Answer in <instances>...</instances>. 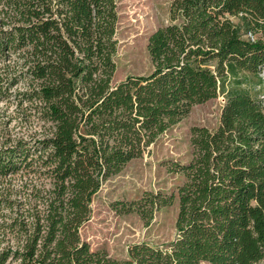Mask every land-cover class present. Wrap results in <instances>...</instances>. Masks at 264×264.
Here are the masks:
<instances>
[{
    "label": "trees",
    "instance_id": "16d2710c",
    "mask_svg": "<svg viewBox=\"0 0 264 264\" xmlns=\"http://www.w3.org/2000/svg\"><path fill=\"white\" fill-rule=\"evenodd\" d=\"M117 23L115 0H0V95L43 129L0 148V177L44 180L0 198V264H264V100L243 76L264 85V0H172L147 39L151 73L113 84ZM219 96L218 126L191 128L190 161L170 163L175 193L143 199L177 200L175 239L92 251L80 229L103 182Z\"/></svg>",
    "mask_w": 264,
    "mask_h": 264
},
{
    "label": "rangeland",
    "instance_id": "374dc122",
    "mask_svg": "<svg viewBox=\"0 0 264 264\" xmlns=\"http://www.w3.org/2000/svg\"><path fill=\"white\" fill-rule=\"evenodd\" d=\"M115 1L118 50L113 84L130 75L151 73L153 66L146 50L147 39L158 28L169 23L172 3V0ZM243 76L250 80L252 96L264 100V85H257V80L248 73ZM261 76L264 78V74ZM21 88L22 84H18L10 88L8 94L12 95ZM2 96L0 148L7 143L12 145L17 140L41 138L42 123L36 120L33 112L25 110L27 105L19 107L13 96ZM221 97L194 106L187 117L159 137L141 158L130 161L119 174L103 182L93 197L90 219L80 229L81 239L92 251H105L113 259H124L127 250L134 244L147 243L163 247L175 239L177 200L170 206L152 210L143 199L147 194L160 193L168 197L175 193L183 179L169 171L170 163L186 165L190 161L191 128L215 130L223 106ZM42 183V178L22 172L0 177V198L20 199L27 190H39ZM122 208L132 211L126 213ZM5 214H9V211L3 210L1 205L0 216Z\"/></svg>",
    "mask_w": 264,
    "mask_h": 264
},
{
    "label": "built area",
    "instance_id": "2783aa9c",
    "mask_svg": "<svg viewBox=\"0 0 264 264\" xmlns=\"http://www.w3.org/2000/svg\"><path fill=\"white\" fill-rule=\"evenodd\" d=\"M221 99H222V101H223V104L225 103V100H224V98L223 97H221Z\"/></svg>",
    "mask_w": 264,
    "mask_h": 264
}]
</instances>
